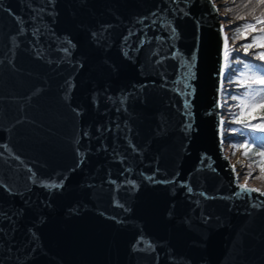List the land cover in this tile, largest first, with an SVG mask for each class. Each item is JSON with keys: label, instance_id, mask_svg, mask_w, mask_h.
<instances>
[{"label": "water", "instance_id": "water-1", "mask_svg": "<svg viewBox=\"0 0 264 264\" xmlns=\"http://www.w3.org/2000/svg\"><path fill=\"white\" fill-rule=\"evenodd\" d=\"M218 20L0 0V264H264V190L221 146Z\"/></svg>", "mask_w": 264, "mask_h": 264}, {"label": "trees", "instance_id": "trees-1", "mask_svg": "<svg viewBox=\"0 0 264 264\" xmlns=\"http://www.w3.org/2000/svg\"><path fill=\"white\" fill-rule=\"evenodd\" d=\"M231 1L234 4L232 6L234 12L231 13L234 19L227 30L226 78L230 84L238 85L234 90L229 89L231 96L236 97L239 93L245 94L249 84L253 82L261 84L260 81L264 80V70L257 65L264 64V46H260L255 41L256 34L264 30V0ZM245 25L252 27L245 29ZM235 43H238L237 47L234 46ZM246 62L251 68L248 78L242 76ZM229 119L231 120L228 126L232 132L227 137H231L233 153L241 151L244 158L263 169L264 110L256 116L246 118L243 122H237L236 114Z\"/></svg>", "mask_w": 264, "mask_h": 264}, {"label": "rangeland", "instance_id": "rangeland-1", "mask_svg": "<svg viewBox=\"0 0 264 264\" xmlns=\"http://www.w3.org/2000/svg\"><path fill=\"white\" fill-rule=\"evenodd\" d=\"M217 4L221 7H223L220 10H223L227 13V24L231 23L234 18H232L231 13L234 12V5L231 0H216ZM221 11V12H223ZM225 23V24H226ZM230 25V24H229ZM228 32V31H227ZM255 41L260 46H264V30H261L259 33L256 34ZM235 47L238 46V43H235ZM247 72L249 73L251 69L250 64L247 62ZM246 76V74H244ZM228 78H226V72H225V80L223 81V96L226 98L225 107L229 108L227 109V114L224 116L225 121V137H227L228 134H231V130L229 129L227 120H229V115L231 112H233L232 115H242L243 113H254L255 115L260 114L264 110V90L263 92H260L258 90H261V87L258 88H250L248 85L246 88V91L244 92L246 94V97H243V101H241V104H235V100L230 96L229 91L234 90V88H231L233 86L230 85L229 81H227ZM264 84V83H263ZM230 89V90H229ZM264 89V88H263ZM239 107H238V106ZM242 111V114H239V112ZM237 120V119H236ZM239 121V120H238ZM237 136V135H236ZM230 137V136H229ZM238 137V136H237ZM228 146V152H232L231 158H229V161L232 165V167L235 170V174L239 180V183H243L244 185H255L262 183L264 184V168L260 169V167L256 166L252 162H250L248 159L244 158L242 156L241 151H235L233 153L232 146L230 144L231 137L225 138L224 141ZM228 155V153H227ZM234 164V165H233ZM237 164V165H236ZM237 171V172H236ZM260 187H262L260 185ZM264 187V186H263Z\"/></svg>", "mask_w": 264, "mask_h": 264}, {"label": "bare ground", "instance_id": "bare-ground-1", "mask_svg": "<svg viewBox=\"0 0 264 264\" xmlns=\"http://www.w3.org/2000/svg\"><path fill=\"white\" fill-rule=\"evenodd\" d=\"M211 2H212V4H213V6L215 7V10H216V12H217V14H218V16H219V20H218V22H219V24H220V27L222 28V34H223V39H224V53H223V59H222V65H221V71H222V79H221V81H220V86H219V90H218V108H219V122H220V133H221V140H222V143H221V146H222V148H223V153H224V155L225 156H227L228 158H231V154H232V152H228V145L225 143V142H223L224 141V139L225 138H228V137H225V130L226 129H224L225 127V119H224V116L227 114V109H229V108H226L225 107V100H226V98H224L225 96H223V81L225 80V72H226V70H227V54H228V49H227V47H228V37H227V30L229 29V24H227L226 22L228 21V19L226 18L227 17V13L226 12H224L223 10H220V9H222L223 7H221V6H219L218 4H217V2H216V0H210ZM221 11H223V12H221ZM226 23V24H225ZM247 63V62H246ZM246 63H245V70H244V72H243V74H242V76L244 77V74H245V71H246V69H247V66H246ZM261 69H263L264 70V64H257ZM231 86H233V87H231V88H236V87H238V85H236L235 83H232V84H230ZM230 93V92H229ZM243 95L244 94H242V93H239V95H237L236 97H232L231 96V93H230V96L236 101L235 102V104H238V103H240L241 104V101H243L244 99H243ZM246 97V96H245ZM244 97V98H245ZM243 99V100H242ZM239 105V104H238ZM237 105V106H238ZM239 107V106H238ZM231 114H233V112H231L230 113V115L228 116L229 118L231 117ZM224 115V116H223ZM236 117H237V119H239L238 118V116H237V114H236ZM229 120H231V119H229ZM229 120H227V123L229 122ZM238 122V121H237ZM227 153H228V155H227ZM234 165V164H233ZM237 165V164H236ZM237 172V171H236ZM240 184H243V183H240ZM244 185V184H243ZM260 185L262 186V187H260ZM247 186V185H246ZM264 184H262V183H259V184H255V185H249V187H252V188H256V189H262V190H264Z\"/></svg>", "mask_w": 264, "mask_h": 264}, {"label": "built area", "instance_id": "built-area-1", "mask_svg": "<svg viewBox=\"0 0 264 264\" xmlns=\"http://www.w3.org/2000/svg\"><path fill=\"white\" fill-rule=\"evenodd\" d=\"M252 114H253V112L252 113H249V114L248 113H243L242 115H239L238 118L241 120L245 116L252 115Z\"/></svg>", "mask_w": 264, "mask_h": 264}, {"label": "snow or ice", "instance_id": "snow-or-ice-1", "mask_svg": "<svg viewBox=\"0 0 264 264\" xmlns=\"http://www.w3.org/2000/svg\"><path fill=\"white\" fill-rule=\"evenodd\" d=\"M245 27V29H247V28H251L252 26L251 25H245L244 26ZM261 83H264V80H262V81H260ZM246 154V153H245ZM242 187H246V186H242Z\"/></svg>", "mask_w": 264, "mask_h": 264}]
</instances>
